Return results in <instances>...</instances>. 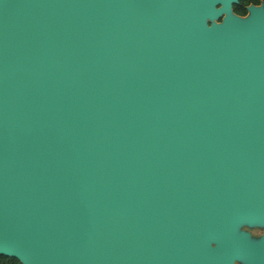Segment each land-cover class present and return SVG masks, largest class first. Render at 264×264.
<instances>
[{
  "label": "water",
  "instance_id": "95a60500",
  "mask_svg": "<svg viewBox=\"0 0 264 264\" xmlns=\"http://www.w3.org/2000/svg\"><path fill=\"white\" fill-rule=\"evenodd\" d=\"M0 0V255L264 264V6Z\"/></svg>",
  "mask_w": 264,
  "mask_h": 264
},
{
  "label": "rangeland",
  "instance_id": "374dc122",
  "mask_svg": "<svg viewBox=\"0 0 264 264\" xmlns=\"http://www.w3.org/2000/svg\"><path fill=\"white\" fill-rule=\"evenodd\" d=\"M251 5H254V6L263 5L264 6V0H257L256 1V4H254V2L253 3H251V2L246 3L245 0H242L241 3H239L238 5L233 6V12L236 15H239L241 17H244V16L247 15V7L248 6H251ZM248 230L255 237H257V236H259V235H261V234L264 233V230H261V229H248Z\"/></svg>",
  "mask_w": 264,
  "mask_h": 264
},
{
  "label": "trees",
  "instance_id": "16d2710c",
  "mask_svg": "<svg viewBox=\"0 0 264 264\" xmlns=\"http://www.w3.org/2000/svg\"><path fill=\"white\" fill-rule=\"evenodd\" d=\"M245 1H246V3H248V2L253 3L254 2V4H256L257 0H245ZM239 2L241 3L242 0H239ZM0 264H20V263L14 258H9V257L0 255Z\"/></svg>",
  "mask_w": 264,
  "mask_h": 264
},
{
  "label": "flooded vegetation",
  "instance_id": "af4514ba",
  "mask_svg": "<svg viewBox=\"0 0 264 264\" xmlns=\"http://www.w3.org/2000/svg\"><path fill=\"white\" fill-rule=\"evenodd\" d=\"M239 3H240V2H239ZM239 3H238V4H239ZM238 4H237V5H238ZM234 6H235V5H234ZM238 16H239V15H238ZM261 235H264V233H263V234H261ZM261 235H259V236H261ZM257 237H258V236H257Z\"/></svg>",
  "mask_w": 264,
  "mask_h": 264
}]
</instances>
